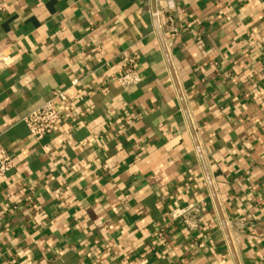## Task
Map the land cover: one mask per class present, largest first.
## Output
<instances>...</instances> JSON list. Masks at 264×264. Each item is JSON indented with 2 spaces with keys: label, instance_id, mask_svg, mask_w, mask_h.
Segmentation results:
<instances>
[{
  "label": "crops",
  "instance_id": "crops-1",
  "mask_svg": "<svg viewBox=\"0 0 264 264\" xmlns=\"http://www.w3.org/2000/svg\"><path fill=\"white\" fill-rule=\"evenodd\" d=\"M6 1L0 264H264V0Z\"/></svg>",
  "mask_w": 264,
  "mask_h": 264
},
{
  "label": "built area",
  "instance_id": "built-area-1",
  "mask_svg": "<svg viewBox=\"0 0 264 264\" xmlns=\"http://www.w3.org/2000/svg\"><path fill=\"white\" fill-rule=\"evenodd\" d=\"M158 5L155 9L153 16L167 15V20L171 21V14L176 9L175 0H154ZM7 9V1L0 0V15ZM169 33L173 36L177 34V30L169 27ZM123 91H130L139 82L135 62L129 59L125 62V71L118 77L110 79ZM66 102V92L64 90L54 91L49 100L43 103L40 107L30 112L22 119L23 124L26 126L30 137L35 141H40L44 136L49 135L52 131L63 122L62 105ZM13 169V163L6 152L0 145V180Z\"/></svg>",
  "mask_w": 264,
  "mask_h": 264
},
{
  "label": "water",
  "instance_id": "water-1",
  "mask_svg": "<svg viewBox=\"0 0 264 264\" xmlns=\"http://www.w3.org/2000/svg\"><path fill=\"white\" fill-rule=\"evenodd\" d=\"M208 183H209V186H210V189H211V193H212L213 199H214V201H215V205L217 206V209H218L217 201H216V199H215V195H214V193H213L212 186H211V182H210L209 179H208ZM220 219H221V223H222V226H223L224 232H225V234H226V237H227V239L229 240L228 231H227L226 225H225V223H224L223 217H222L221 215H220Z\"/></svg>",
  "mask_w": 264,
  "mask_h": 264
}]
</instances>
